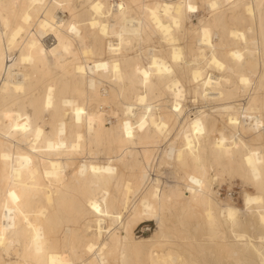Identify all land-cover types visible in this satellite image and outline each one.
Segmentation results:
<instances>
[{
    "label": "bare ground",
    "instance_id": "6f19581e",
    "mask_svg": "<svg viewBox=\"0 0 264 264\" xmlns=\"http://www.w3.org/2000/svg\"><path fill=\"white\" fill-rule=\"evenodd\" d=\"M226 176L253 186L243 207L214 189ZM10 253L264 264V0H0V264Z\"/></svg>",
    "mask_w": 264,
    "mask_h": 264
},
{
    "label": "rangeland",
    "instance_id": "374dc122",
    "mask_svg": "<svg viewBox=\"0 0 264 264\" xmlns=\"http://www.w3.org/2000/svg\"><path fill=\"white\" fill-rule=\"evenodd\" d=\"M86 4V3H85ZM84 10L83 6L79 3L78 4V11L82 12ZM193 21L197 22V18L193 16ZM75 45L77 46V42H75ZM44 83V80H41L40 82V87L42 86L41 84ZM104 87H108L107 82H102L100 83V88L101 91H103ZM111 105L114 106V104L111 102ZM106 108V106H104ZM107 109V108H106ZM26 110L29 114L32 115L33 113V108L31 105H26ZM45 118L47 116L45 115ZM108 122V121H107ZM41 124V122H39ZM110 125V123H107ZM47 130L49 127L46 128ZM113 149V145L111 144H106V145H99L98 150L105 151L106 153H103L100 155L101 160H106V157L108 156V151L110 154H112L113 157L116 156V153ZM171 165V164H170ZM167 166H161V173H160V178L164 181H172L173 180V175L176 173V170H174L173 166L171 165ZM230 177L226 176L224 180H222L219 184H214V189L215 186L216 188H219L220 191V198L226 199V197L230 194L232 197V200L238 207H243V189H246L250 192L254 191L253 186H250V184H247L242 181V179L239 176H233L229 179ZM244 183V184H243ZM156 221L155 220H147L142 222L136 229L135 233L137 235H149L156 229ZM11 249L13 252L16 253H21V249L16 245L15 241H11ZM6 258V264L15 260L16 255L13 253H10L9 255L5 256Z\"/></svg>",
    "mask_w": 264,
    "mask_h": 264
}]
</instances>
